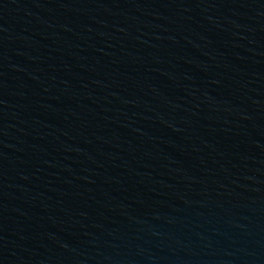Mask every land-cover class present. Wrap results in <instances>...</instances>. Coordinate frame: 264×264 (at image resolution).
Instances as JSON below:
<instances>
[{
	"label": "water",
	"instance_id": "1",
	"mask_svg": "<svg viewBox=\"0 0 264 264\" xmlns=\"http://www.w3.org/2000/svg\"><path fill=\"white\" fill-rule=\"evenodd\" d=\"M0 264H264V0H0Z\"/></svg>",
	"mask_w": 264,
	"mask_h": 264
}]
</instances>
